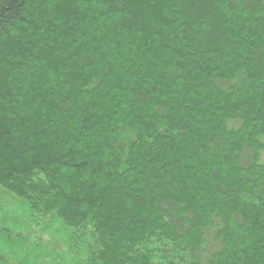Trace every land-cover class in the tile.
I'll return each instance as SVG.
<instances>
[{"label": "trees", "instance_id": "16d2710c", "mask_svg": "<svg viewBox=\"0 0 264 264\" xmlns=\"http://www.w3.org/2000/svg\"><path fill=\"white\" fill-rule=\"evenodd\" d=\"M0 264H264V0H0Z\"/></svg>", "mask_w": 264, "mask_h": 264}]
</instances>
